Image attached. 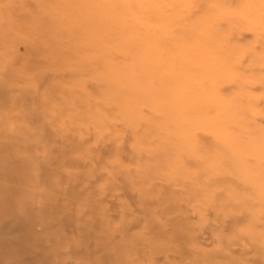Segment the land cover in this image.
Masks as SVG:
<instances>
[{"label": "rangeland", "instance_id": "374dc122", "mask_svg": "<svg viewBox=\"0 0 264 264\" xmlns=\"http://www.w3.org/2000/svg\"><path fill=\"white\" fill-rule=\"evenodd\" d=\"M122 1L160 45L212 42L213 101L190 116L226 134H178L48 49L113 36L115 0H0V264H264V0Z\"/></svg>", "mask_w": 264, "mask_h": 264}, {"label": "bare ground", "instance_id": "6f19581e", "mask_svg": "<svg viewBox=\"0 0 264 264\" xmlns=\"http://www.w3.org/2000/svg\"><path fill=\"white\" fill-rule=\"evenodd\" d=\"M140 6L137 2L125 4L122 0H115L113 6H107L109 9L102 6L101 28L104 34L111 32L113 36H60L58 37L60 41L55 42L52 48L48 49L53 52L60 50L63 56L69 58H76L79 52L82 53L83 56L79 62L81 65L95 64L105 71V76L97 75V83L109 90L107 94L104 93V98L107 96L110 101L121 103L124 97L121 92H129L135 103H141L143 106L146 102L153 113L167 124L166 127L174 128L178 134L200 126L209 132L217 131L219 134H226L221 124L215 128L206 116H200L199 121H195L190 116L192 112L200 108L209 107L213 101L205 91L210 79L204 81L201 77V73L211 71L208 63L217 56L212 42L206 44L202 37H198V43L192 41L191 44L188 42L185 44L179 40L182 43L179 46L177 41L170 37L167 42L160 45L150 34L146 24L139 22L136 12ZM109 14L113 20L111 25L105 21ZM138 24L142 25L140 29L142 31L139 33L134 26ZM160 28L162 33L168 32L167 24L161 25ZM202 28L201 32L211 29L210 24ZM44 37L51 40L55 36ZM188 41L190 42L191 39ZM194 43H196L195 46H190ZM173 57L180 62L179 66H175ZM132 61L138 63V75L135 73L136 67L130 66ZM121 68L123 73L119 72ZM154 81L158 82L159 87L153 90L151 84ZM212 81L209 83L210 89H213L216 84L215 78ZM138 86H145L146 90L143 92L134 90L136 89L134 87ZM142 98L144 100H141ZM129 110L123 108L126 114L130 113ZM226 119L227 116H222L218 122H225ZM157 129L165 130L161 124H158Z\"/></svg>", "mask_w": 264, "mask_h": 264}]
</instances>
